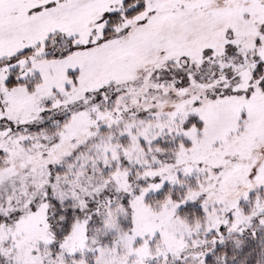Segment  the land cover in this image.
<instances>
[{
  "label": "snow or ice",
  "instance_id": "obj_1",
  "mask_svg": "<svg viewBox=\"0 0 264 264\" xmlns=\"http://www.w3.org/2000/svg\"><path fill=\"white\" fill-rule=\"evenodd\" d=\"M0 264H264V0H0Z\"/></svg>",
  "mask_w": 264,
  "mask_h": 264
}]
</instances>
